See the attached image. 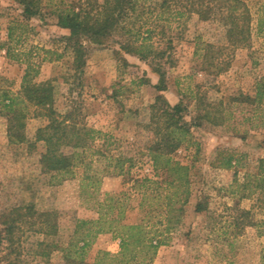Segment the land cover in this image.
<instances>
[{"label": "rangeland", "instance_id": "obj_1", "mask_svg": "<svg viewBox=\"0 0 264 264\" xmlns=\"http://www.w3.org/2000/svg\"><path fill=\"white\" fill-rule=\"evenodd\" d=\"M63 1L78 0H41V15L26 19L20 0H0V90L20 94L25 74L32 83L50 81L59 113L73 112L81 127L100 133L80 150L85 162L72 172H47L41 164L45 145L35 142L46 119L35 107L22 105L27 112L23 132L29 142L15 143L9 137V119L0 112V230L7 237L0 246L1 264H67L62 248L77 222L97 219L102 205L108 210L105 199L110 195L120 201L128 197L123 223L142 220L149 205L153 212L146 221L162 219L157 201L151 199L156 186L144 188L142 201L143 192L135 184L144 176L164 178L162 171L156 176L147 152L154 139L151 105L159 94L169 104L185 107L189 142L172 157L189 166L190 184L187 201L174 205L181 210L170 214L172 229L165 234L169 240L152 264H264V190L252 186L258 161L264 158L260 116L264 105L255 118L254 107L232 100L241 94L253 96L256 82L264 80V35L255 30L264 0H244L254 18L246 46L229 44L217 17L204 21L194 13L167 27L173 38L170 61L139 60L119 49L115 41L123 38L116 34L104 46L87 43L84 64L78 69L64 40L70 32L58 26L54 13ZM157 64L165 74L163 92L154 87L159 82ZM141 78L150 82L139 85ZM205 109L218 111L225 121L214 125L202 120ZM221 150L240 157L239 166L219 167L216 158ZM117 159L132 161L120 173ZM198 204L203 212L196 211ZM111 213L116 216L118 208ZM119 245L115 233H102L86 261L94 263L99 251L117 255ZM100 264L117 263L105 258Z\"/></svg>", "mask_w": 264, "mask_h": 264}, {"label": "trees", "instance_id": "obj_2", "mask_svg": "<svg viewBox=\"0 0 264 264\" xmlns=\"http://www.w3.org/2000/svg\"><path fill=\"white\" fill-rule=\"evenodd\" d=\"M19 3L23 6V16L26 19L41 15V0H20ZM64 3L63 1L54 13L58 26L70 32L64 40L74 54L77 69L84 64L87 43L104 46L113 40L116 34H121L123 38L115 42L125 53L142 61H162L165 58L170 61L173 38L168 36L166 29L173 21L181 20L189 14L195 13L204 21L217 17L226 30L229 44L234 46L248 45L253 31L254 18L244 0H78L70 4ZM255 20L256 32L264 35V3H260ZM12 32L13 27H9L10 40L13 39ZM154 70L159 74V82L154 87L158 92H163L166 89L165 74L159 64L155 65ZM27 76L25 74L23 77L20 94L0 90V112L9 119L10 140L15 143L29 142L23 132L27 112L22 105L35 107L37 115L46 119V124L40 127L35 135V142L45 145V152L41 157L44 170L72 172L79 163L85 162L80 150L88 148L89 142L94 141L100 132L86 126L81 127L73 112L67 115L59 113L52 82L32 83ZM137 82L144 85L150 81L141 78ZM232 100L254 107V116L257 118V111L264 105V80L256 82L253 96L241 94ZM151 111L149 126L153 130L154 139L147 146V152L156 176L162 171L164 178L162 181H155L144 176L136 179L135 184L143 192L142 201L146 197L144 188L148 184L156 186L157 191L153 192L151 199L157 201V209L162 211L159 214L162 219L155 223L146 221V217L153 212L152 206L149 205L142 220L137 223H123L125 201L128 197L120 201L110 195L105 199L109 201L108 210L102 205L97 219H83L77 222L72 238L66 247L62 248L67 264H100L105 258L117 264H152L158 249L167 244L169 238L165 234L170 232L173 222V216L170 214L181 210L182 206L175 209L174 205H183L187 201L190 184L189 166L176 161L172 155L189 142L191 125L184 121L185 107L181 103L169 104L161 94L157 95L151 105ZM217 112L205 109L201 119L221 125L225 119ZM260 114L264 125V110ZM67 148L71 150L70 153L64 151ZM240 160V157L228 150L219 151L216 158L218 166L224 169L238 167ZM131 161L117 159L116 169L122 173L124 164ZM253 178V188L264 190V158L258 161L257 173ZM181 189L183 191H180ZM115 207L118 208V213L112 216L111 212ZM204 210L203 206L197 205V212ZM52 228H55V225H52ZM7 230H10V227ZM109 232L115 233L120 239L118 254L99 251V259L94 263L87 262V253L95 238ZM5 238L6 235L0 230V246Z\"/></svg>", "mask_w": 264, "mask_h": 264}]
</instances>
